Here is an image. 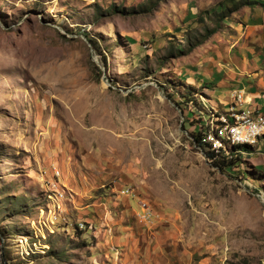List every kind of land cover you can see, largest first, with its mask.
Segmentation results:
<instances>
[{
  "label": "rangeland",
  "instance_id": "1",
  "mask_svg": "<svg viewBox=\"0 0 264 264\" xmlns=\"http://www.w3.org/2000/svg\"><path fill=\"white\" fill-rule=\"evenodd\" d=\"M242 1L0 0V264H264V136H193L264 45Z\"/></svg>",
  "mask_w": 264,
  "mask_h": 264
},
{
  "label": "built area",
  "instance_id": "2",
  "mask_svg": "<svg viewBox=\"0 0 264 264\" xmlns=\"http://www.w3.org/2000/svg\"><path fill=\"white\" fill-rule=\"evenodd\" d=\"M247 102L242 93L236 92V101L228 111H211V117L201 127V143L214 157L229 156L233 146H255L264 136V112L243 107Z\"/></svg>",
  "mask_w": 264,
  "mask_h": 264
},
{
  "label": "crops",
  "instance_id": "3",
  "mask_svg": "<svg viewBox=\"0 0 264 264\" xmlns=\"http://www.w3.org/2000/svg\"><path fill=\"white\" fill-rule=\"evenodd\" d=\"M245 57L239 58V62L246 61L247 57H249V61L252 60L251 66L248 68L249 70H245L243 72L242 78L240 79L238 90L237 92L242 93L243 97L246 98V101L242 106L243 107H251L253 109L259 110L261 112H264V67L263 65L260 66V63L262 62V59L264 57V45L262 46V49L258 53H256L255 59L250 58L251 53L249 51H246L243 53ZM240 55V53H239ZM258 65L260 68H257ZM249 77L255 78L256 83H250L247 81ZM243 79V82H241ZM220 87H224V83L221 84ZM234 86L232 83L230 84V87ZM236 92V91H235Z\"/></svg>",
  "mask_w": 264,
  "mask_h": 264
},
{
  "label": "trees",
  "instance_id": "4",
  "mask_svg": "<svg viewBox=\"0 0 264 264\" xmlns=\"http://www.w3.org/2000/svg\"><path fill=\"white\" fill-rule=\"evenodd\" d=\"M159 1H161V0H159ZM242 4H247V5H250V6H255V5H257V4H261V5H264V2L262 1V0H243L242 1V3H237V2H235L234 3V8L232 9V10H237V9H239L240 8V6L242 5ZM156 6V4H152L151 6H149L148 8H145L144 9V7L143 8H141L142 10H147V11H150V9L151 8H153V7H155ZM230 8V7H229ZM228 8V9H229ZM231 10V9H230ZM229 10V11H230ZM226 11H224V13H220V14H224V15H228V13H226ZM206 32H207V34H206V37H205V39L209 36V35H211V34H213V33H215V32H217V28H206ZM204 41V40H203ZM203 41H198V42H196V43H193L191 46H190V50L191 49H193L194 47H196L197 45L198 46H200L201 44H202V42ZM200 43V44H199ZM191 95H192V93H191ZM190 97V96H189ZM190 100H192V99H190ZM201 132L200 131H197V130H194V133H193V136H194V138H195V141L197 142V145L199 146V147H201L202 149H203V151L210 157V158H212V157H214V154L212 153V152H210V151H208L207 149H206V146H204L202 143H201ZM251 148V146L250 145H239V146H233L232 148H231V151H235V150H248V149H250ZM234 154V153H233ZM239 156V155H238ZM228 159V157L226 156V155H221V156H218L216 159H214V160H216V161H218L219 163H223L224 165H230L231 163H232V158H230L229 160H227ZM221 161V162H220Z\"/></svg>",
  "mask_w": 264,
  "mask_h": 264
}]
</instances>
